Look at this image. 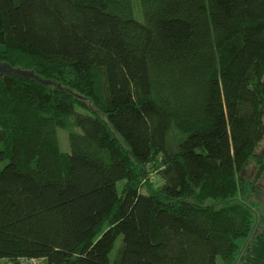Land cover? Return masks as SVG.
<instances>
[{
	"label": "trees",
	"instance_id": "16d2710c",
	"mask_svg": "<svg viewBox=\"0 0 264 264\" xmlns=\"http://www.w3.org/2000/svg\"><path fill=\"white\" fill-rule=\"evenodd\" d=\"M0 63V260L264 264V0H0Z\"/></svg>",
	"mask_w": 264,
	"mask_h": 264
},
{
	"label": "rangeland",
	"instance_id": "374dc122",
	"mask_svg": "<svg viewBox=\"0 0 264 264\" xmlns=\"http://www.w3.org/2000/svg\"><path fill=\"white\" fill-rule=\"evenodd\" d=\"M264 79V78H263ZM58 134V138H59V143L61 145V148L63 151H66L67 149V140H66V135H67V131L65 130H58L57 131ZM262 155L264 154V138L262 143L260 144L259 148H258V152L257 155ZM253 163H251L250 165H248L245 169L244 172L242 174V180L245 181L244 184L247 185V181L248 183H250L251 185H247V187L249 186L248 192L246 193V195L244 197H242L241 195H239L237 197L238 200H240L241 202H243L244 204L247 205V207L250 209V211L252 212L253 216H254V227H253V232L251 233V235L249 236V238L247 239L246 242H240L239 246L242 247L241 250L244 249L245 252V248L247 247V245L251 242L252 237L256 234H260L259 232L261 231L260 228V223L262 221V217L264 216V178H255V167H253ZM160 170V166L159 163L157 162L156 166H154V169L151 170V174L149 175V179L151 180V188H157L161 185V181L159 180L158 177V171ZM146 184V183H145ZM153 186V187H152ZM146 190L147 189V185L145 186ZM252 187V190H251ZM245 244H247L245 246ZM119 245V242L116 243L115 246V250L112 253V259L114 258L116 252H117V247ZM245 246V247H244ZM28 264V263H26ZM42 264V263H41Z\"/></svg>",
	"mask_w": 264,
	"mask_h": 264
},
{
	"label": "water",
	"instance_id": "95a60500",
	"mask_svg": "<svg viewBox=\"0 0 264 264\" xmlns=\"http://www.w3.org/2000/svg\"><path fill=\"white\" fill-rule=\"evenodd\" d=\"M3 75H9V76L13 75V76L21 77V78H32V79L39 81L34 76L33 72H26V71H21L18 69H13L6 64L0 63V76H3ZM44 84H46V83H44Z\"/></svg>",
	"mask_w": 264,
	"mask_h": 264
},
{
	"label": "crops",
	"instance_id": "0c3cea01",
	"mask_svg": "<svg viewBox=\"0 0 264 264\" xmlns=\"http://www.w3.org/2000/svg\"><path fill=\"white\" fill-rule=\"evenodd\" d=\"M0 264H26V263L22 260H17V261L0 260Z\"/></svg>",
	"mask_w": 264,
	"mask_h": 264
},
{
	"label": "built area",
	"instance_id": "2783aa9c",
	"mask_svg": "<svg viewBox=\"0 0 264 264\" xmlns=\"http://www.w3.org/2000/svg\"><path fill=\"white\" fill-rule=\"evenodd\" d=\"M28 264H38L37 262H31V263H28Z\"/></svg>",
	"mask_w": 264,
	"mask_h": 264
}]
</instances>
